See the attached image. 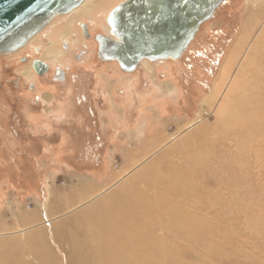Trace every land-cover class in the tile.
<instances>
[{
	"label": "rangeland",
	"instance_id": "obj_1",
	"mask_svg": "<svg viewBox=\"0 0 264 264\" xmlns=\"http://www.w3.org/2000/svg\"><path fill=\"white\" fill-rule=\"evenodd\" d=\"M89 1L87 15L56 17L24 51L65 69L61 84L47 76L38 84L21 52L0 56L4 264H92L84 214L122 185L151 208L141 215L145 241L173 249L177 264H264V0H225L178 59L142 60L131 72L100 60L76 27L106 31L104 17L121 0ZM50 45L62 51L53 61L42 57ZM236 82L223 121L218 111ZM239 94L260 106L259 121L230 118ZM157 160L192 181L195 199L176 187L167 194L168 208L194 219L186 227L150 205Z\"/></svg>",
	"mask_w": 264,
	"mask_h": 264
},
{
	"label": "water",
	"instance_id": "obj_2",
	"mask_svg": "<svg viewBox=\"0 0 264 264\" xmlns=\"http://www.w3.org/2000/svg\"><path fill=\"white\" fill-rule=\"evenodd\" d=\"M224 1L122 0L106 15L107 33L94 36L97 56L102 61L117 62L124 72L134 71L142 60L178 59L199 26L210 19ZM82 2L0 0V56L25 46L54 17L70 12ZM84 24H81L82 33L87 37ZM63 47H67L64 42ZM31 65L38 75L49 69L43 59H34ZM61 71L63 69L56 68L54 81H63Z\"/></svg>",
	"mask_w": 264,
	"mask_h": 264
},
{
	"label": "bare ground",
	"instance_id": "obj_3",
	"mask_svg": "<svg viewBox=\"0 0 264 264\" xmlns=\"http://www.w3.org/2000/svg\"><path fill=\"white\" fill-rule=\"evenodd\" d=\"M93 7L94 4L89 0H83L79 6L72 9L70 12L57 15L56 17L62 18L68 16L69 18H76L80 14L87 15V12ZM56 17H54L49 23H51ZM105 18L106 16L104 19ZM106 30L108 31L107 26ZM37 34L27 43H31V41L36 39ZM63 42L66 43L65 41H62V45ZM51 45L46 48L42 57L53 61L58 55L62 54V51L56 45ZM260 47H262V45ZM227 63H229V61L226 62V64ZM232 63L233 61L231 59L229 65L226 66L225 72L220 81L221 83L224 81L225 74ZM221 83L216 86V89L222 86ZM236 85L237 82L231 86L222 108L218 111V114H220L219 116H221V120L223 121H226V117L228 118L224 112V107L228 105V100L235 93ZM214 96L215 94L209 96V100L214 99ZM237 97H234L231 101V103L235 106V111L230 113V118L233 119L234 122H240L245 119L259 121L260 119L257 117L258 114L256 113L260 111V106L256 104L257 102L255 100H248L246 97H243V101L240 94ZM221 123L222 122H219V124ZM203 129L204 125L201 124L195 130L201 132ZM159 136L160 138L149 143H155L156 141L163 139V135L160 134ZM186 136L188 135L186 134ZM182 142L185 143L184 141ZM182 142L181 144H183ZM147 145L149 146L150 144ZM151 166L152 168H150V170L154 174L162 168L164 170L165 167H169V169L174 168L172 164L159 166L158 160L156 162L154 161ZM163 170L162 172H157L155 174L156 178L152 181H150L149 178L147 179L149 186L153 187L157 194L153 204L150 205H153V210H161L163 212L162 215L169 221L180 224L178 228L186 227L188 224L187 219L192 222H194V219L191 218V216L186 217V215L178 208H168L171 199L167 194L168 190L176 187L177 194L181 195L183 199H189L190 201L195 199L196 196L193 195L196 193L194 192L192 181L189 180V177L186 178V174L179 172L178 170H175L173 174L168 171V168L167 173L163 172ZM127 186L128 185L120 186L114 197L109 200L104 199L103 201H97L95 205H93L91 209L89 208V210H87L84 214L85 221L82 226L85 235L84 244L86 245V251L90 255L92 264H177V257L173 249L163 247V242L145 241L141 230V228L144 227V224H141V215L149 212L151 208L146 207V204H144L141 199L140 192H137L134 189L129 190ZM141 205L144 208H142ZM27 219H32V217L26 215L24 220ZM170 246L173 245L170 243ZM3 260H5V256L1 255L0 264H4Z\"/></svg>",
	"mask_w": 264,
	"mask_h": 264
},
{
	"label": "flooded vegetation",
	"instance_id": "obj_4",
	"mask_svg": "<svg viewBox=\"0 0 264 264\" xmlns=\"http://www.w3.org/2000/svg\"><path fill=\"white\" fill-rule=\"evenodd\" d=\"M104 21H105V19H104ZM52 23V22H51ZM85 22L84 21H80V22H78L77 24H76V27H77V30L79 31V33L80 34H82L83 35V33H82V28H81V24H84ZM50 24V23H49ZM84 27H85V29H86V31H87V33H88V36L86 37V41L87 42H89V43H95V45H96V47H97V42H96V40L94 39V36H95V34L96 33H99V32H101V31H98V32H92L91 31V29H90V27H89V24L87 23H85L84 24ZM102 34H106L107 33V30L106 31H102L101 32ZM38 35V34H37ZM84 37V36H83ZM29 45H30V43H27L25 46H23V47H21L20 49H18V50H16L15 52H13L12 54H14V53H18V52H21V53H23L21 56H19L18 57V59L20 60V61H22V63H26V62H29V64H30V71H31V74H32V76L36 79V81H37V83L38 84H42V83H44V78H46V76H47V80H51L52 81V84H61L63 81H65V78H66V75H65V69H63V68H61V69H63V72H62V75H63V81H54L53 80V78L55 77V70H56V68H57V66H54V67H50L49 66V69H48V71L45 73V74H43V75H38L34 70H33V68H32V65H31V63H32V61L34 60V59H42L41 57H39V55L37 54V55H35V56H30V54H29V52L26 54H24V51H26V50H28L27 48L29 47ZM82 46H89V44L87 43L86 45L85 44H83ZM34 52H37V50L39 49V47H36V46H34ZM82 51V53H81V55H83V52H85L86 50H81ZM74 56H76V55H74ZM75 58V57H74ZM60 68V67H59ZM49 75V76H48Z\"/></svg>",
	"mask_w": 264,
	"mask_h": 264
}]
</instances>
